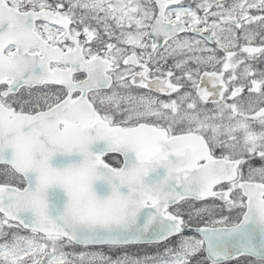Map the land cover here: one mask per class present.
Returning <instances> with one entry per match:
<instances>
[{
	"label": "snow or ice",
	"instance_id": "obj_1",
	"mask_svg": "<svg viewBox=\"0 0 264 264\" xmlns=\"http://www.w3.org/2000/svg\"><path fill=\"white\" fill-rule=\"evenodd\" d=\"M0 264H264V0H0Z\"/></svg>",
	"mask_w": 264,
	"mask_h": 264
},
{
	"label": "water",
	"instance_id": "obj_2",
	"mask_svg": "<svg viewBox=\"0 0 264 264\" xmlns=\"http://www.w3.org/2000/svg\"><path fill=\"white\" fill-rule=\"evenodd\" d=\"M59 159L60 158H58V160ZM96 187H97L98 190H100V183L99 182L97 183ZM53 192H54L55 196L59 198V202L61 204H62V202L64 200H66V198H67L66 197V194L63 193V190L62 189L57 188V189L53 190ZM101 194H103V191L102 190H101Z\"/></svg>",
	"mask_w": 264,
	"mask_h": 264
}]
</instances>
